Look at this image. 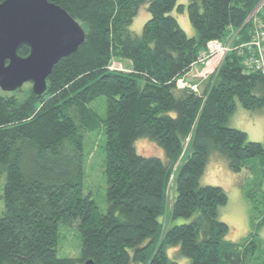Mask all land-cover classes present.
Segmentation results:
<instances>
[{"label":"trees","instance_id":"16d2710c","mask_svg":"<svg viewBox=\"0 0 264 264\" xmlns=\"http://www.w3.org/2000/svg\"><path fill=\"white\" fill-rule=\"evenodd\" d=\"M49 1L79 22L85 36L74 53L54 64L42 93L32 85L0 89V264H179L167 254L171 247L189 264H264V239L257 244L254 233L241 242L225 238L228 225L218 217L225 190L200 184L212 151L233 172L253 158L264 166L262 144L227 124L235 98L247 109L264 106V74L244 72L242 57L230 50L214 79L201 89L199 84V93L177 86L208 41H226L230 28L239 27L240 40L248 38L250 21H244L259 0ZM142 3L150 17L136 34L129 26ZM174 8L186 9L195 36L180 27ZM259 15L264 17V8ZM17 53L25 57L29 47L21 45ZM120 58L130 66L112 67ZM100 95L104 119L88 106ZM100 121L106 138L104 213L82 191L84 133ZM139 138L160 146L165 161L139 154ZM248 179L254 177L240 185ZM170 188L171 219L189 222L167 225ZM246 196L255 200L253 191ZM60 223H76L79 256H57Z\"/></svg>","mask_w":264,"mask_h":264},{"label":"rangeland","instance_id":"374dc122","mask_svg":"<svg viewBox=\"0 0 264 264\" xmlns=\"http://www.w3.org/2000/svg\"><path fill=\"white\" fill-rule=\"evenodd\" d=\"M188 0H178V3L186 4ZM147 3H142L134 16L129 29L140 34L144 22L150 17L147 11ZM171 14L176 18L180 27L187 36L196 35L191 25L186 9L178 11L175 8ZM128 59L120 58L112 62L114 68H125ZM189 77V76H188ZM199 83L197 80L193 81ZM200 89L205 82L199 83ZM31 85V82L23 83V87ZM21 86V87H22ZM88 106L99 115L105 117V96L100 95L89 102ZM228 126L244 131L248 140L260 142L264 148V106L256 109H247L238 98H235V109L227 122ZM105 133L103 122L100 121L95 130L84 133L83 137V178L82 191L89 194L95 201L98 211L101 213L107 210L106 180L104 175L105 164ZM135 148L139 154L156 156L165 161L163 149L153 141L139 138L135 141ZM248 183L243 187L241 182ZM200 184H211L221 186L227 194V202L218 209V217L228 225L225 238L232 242H241L250 233H254V239L260 244L264 239V224L258 225L264 212V166H261L256 158L247 160L240 172H233L227 164L226 158L217 151H212L208 162L200 177ZM247 191H253L254 201L246 196ZM2 183L0 185V217L4 204L2 199ZM174 196L173 189L168 192V205L165 209L167 225L187 223L190 219L170 217V202ZM81 235L76 223L58 225L56 254L58 257H77L80 254ZM168 256L179 264H189V259L177 253V248L171 247L167 250ZM259 261V251L255 253ZM256 264V263H254Z\"/></svg>","mask_w":264,"mask_h":264},{"label":"water","instance_id":"95a60500","mask_svg":"<svg viewBox=\"0 0 264 264\" xmlns=\"http://www.w3.org/2000/svg\"><path fill=\"white\" fill-rule=\"evenodd\" d=\"M85 30L65 9L49 0L0 2V89L14 91L31 82L40 94L46 79L62 57L74 53ZM21 45L27 56L18 55ZM81 264H94L92 259Z\"/></svg>","mask_w":264,"mask_h":264},{"label":"built area","instance_id":"2783aa9c","mask_svg":"<svg viewBox=\"0 0 264 264\" xmlns=\"http://www.w3.org/2000/svg\"><path fill=\"white\" fill-rule=\"evenodd\" d=\"M263 8L264 0H259L246 17L244 22L250 21L246 40H240L239 27L237 30L230 28L226 41L219 39L208 41L205 49L192 64L190 71L177 80V86L179 88L188 87L193 92L199 93V83L211 77L214 79L224 57L230 50H236L237 54L242 57L244 72L264 74V17L259 15ZM187 74L199 83L187 81L185 78Z\"/></svg>","mask_w":264,"mask_h":264},{"label":"crops","instance_id":"0c3cea01","mask_svg":"<svg viewBox=\"0 0 264 264\" xmlns=\"http://www.w3.org/2000/svg\"><path fill=\"white\" fill-rule=\"evenodd\" d=\"M125 68H128V62H126V67Z\"/></svg>","mask_w":264,"mask_h":264}]
</instances>
